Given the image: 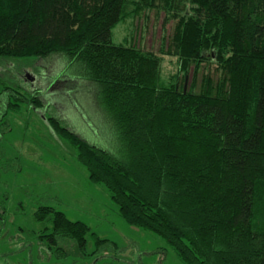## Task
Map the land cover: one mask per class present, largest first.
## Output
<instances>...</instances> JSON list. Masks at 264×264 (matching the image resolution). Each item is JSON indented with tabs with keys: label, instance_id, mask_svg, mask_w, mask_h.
<instances>
[{
	"label": "trees",
	"instance_id": "obj_1",
	"mask_svg": "<svg viewBox=\"0 0 264 264\" xmlns=\"http://www.w3.org/2000/svg\"><path fill=\"white\" fill-rule=\"evenodd\" d=\"M151 10L163 26L175 22L166 51L112 43L116 25ZM55 55L96 88L118 149L48 121L119 217L163 239L182 264H264V0H0V60ZM163 56L176 60L173 83L162 80ZM211 63L215 84L179 89ZM27 101L0 84V131ZM34 219L47 223L38 239L56 255L62 241L80 254L87 236L94 252L106 244L54 208L38 207Z\"/></svg>",
	"mask_w": 264,
	"mask_h": 264
},
{
	"label": "rangeland",
	"instance_id": "obj_2",
	"mask_svg": "<svg viewBox=\"0 0 264 264\" xmlns=\"http://www.w3.org/2000/svg\"><path fill=\"white\" fill-rule=\"evenodd\" d=\"M134 15L112 29V43L156 55L166 51L175 22L163 26L164 15L156 10ZM176 74V60L163 56V82L173 83ZM219 77L215 64H206L194 78L191 71L184 80L179 78L178 86L185 92L193 86L198 93L203 80L215 84ZM84 79L62 55L0 60V84L28 97L7 113L4 133L0 131V211L5 212L0 219V264H182L163 239L119 217L109 192L89 181L75 150L50 125L48 119L55 118L88 144L118 149L100 96ZM34 95L41 102L38 108L29 105ZM41 206L87 225L106 244L94 252L93 239L87 236L84 254L66 241L58 243L57 255L47 251L38 239L47 223L34 219Z\"/></svg>",
	"mask_w": 264,
	"mask_h": 264
}]
</instances>
